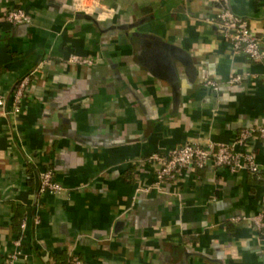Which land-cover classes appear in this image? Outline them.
Here are the masks:
<instances>
[{"label":"crops","instance_id":"obj_1","mask_svg":"<svg viewBox=\"0 0 264 264\" xmlns=\"http://www.w3.org/2000/svg\"><path fill=\"white\" fill-rule=\"evenodd\" d=\"M230 1L264 50V0ZM15 6L29 22L3 18ZM219 11L211 0H0V264H264L252 219L264 143L237 141L264 124V60L234 52L209 21ZM31 72L16 113L13 89ZM209 141L253 153L260 170L210 161L151 187L148 156ZM48 168L59 194L40 191Z\"/></svg>","mask_w":264,"mask_h":264},{"label":"built area","instance_id":"obj_2","mask_svg":"<svg viewBox=\"0 0 264 264\" xmlns=\"http://www.w3.org/2000/svg\"><path fill=\"white\" fill-rule=\"evenodd\" d=\"M220 6V11L216 17L209 20L216 25L219 31L230 40L232 48L236 53H242L255 61L264 60V50L261 40L251 31L249 22L244 17L236 14L230 0H211ZM103 13H98L97 17ZM3 18L12 24H22L30 21L29 13L21 6H15L7 10ZM71 63L80 65H93L99 60L80 54H71L68 58ZM32 72L22 77L15 85L12 92L13 109L16 113L21 111V104L24 96L27 94L31 84ZM244 76L242 74H231L229 83L241 82ZM206 85L217 89L219 84L213 80H207ZM6 104V98L0 94V110H3ZM259 136L264 143V124L258 127L243 128L237 141L244 144L249 138ZM147 162L156 165V180L153 186L160 189L165 183L175 181L185 169L204 168L210 161L217 166L228 167L236 171L244 162L249 170L256 173L260 170L253 153H246L241 156L236 152L231 144H222L215 141H209L206 144L199 142H186L170 152L168 155L153 153L148 156ZM63 185L56 180L52 169H45L40 174V191L59 194L63 190ZM150 190V187H146ZM254 228L259 235L264 238V208L253 218ZM26 222L23 221L24 227ZM19 245L20 242L17 241ZM15 255L9 256L1 264H13ZM74 264H85L78 257H73Z\"/></svg>","mask_w":264,"mask_h":264},{"label":"bare ground","instance_id":"obj_3","mask_svg":"<svg viewBox=\"0 0 264 264\" xmlns=\"http://www.w3.org/2000/svg\"><path fill=\"white\" fill-rule=\"evenodd\" d=\"M80 1V0H79Z\"/></svg>","mask_w":264,"mask_h":264},{"label":"trees","instance_id":"obj_4","mask_svg":"<svg viewBox=\"0 0 264 264\" xmlns=\"http://www.w3.org/2000/svg\"><path fill=\"white\" fill-rule=\"evenodd\" d=\"M251 59V58H250Z\"/></svg>","mask_w":264,"mask_h":264}]
</instances>
